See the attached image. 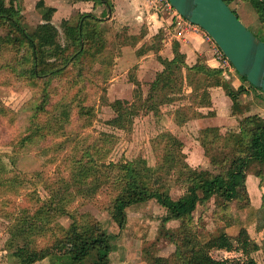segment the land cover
<instances>
[{
	"label": "rangeland",
	"instance_id": "rangeland-1",
	"mask_svg": "<svg viewBox=\"0 0 264 264\" xmlns=\"http://www.w3.org/2000/svg\"><path fill=\"white\" fill-rule=\"evenodd\" d=\"M9 1L0 0V7L8 6ZM39 1L16 0L22 14V25L30 34H33L43 21L42 9L37 8ZM228 1L230 8L237 13L242 23L257 37L262 38L264 25L259 22L252 5L245 0ZM44 3L47 7L57 9L52 22L59 28V41L64 46L66 39L61 29L62 22L68 19L75 24L83 14L89 12H86L85 8L79 11L67 10L69 7L66 0H44ZM95 15L102 19L100 31L104 48L98 54L84 57L85 84H77L74 73H70L59 78L58 82L51 86V103L57 105L51 116L39 114L36 117L35 108L41 102L42 86L17 76L13 71L17 62L16 53L13 46L7 44V27H0V181H3V178L17 180L11 184L12 191L6 188L0 190V264H17V260L11 257L15 248L23 245L34 248L46 246L53 235L59 236V225L69 228L72 219L68 215L56 218L54 213L50 222L42 221L43 232L30 236L19 235L12 243L14 246L10 247L11 231L16 225L17 217L22 216L23 209L29 207L30 211L27 213L33 215L42 204L35 200L37 196L48 201L55 195L67 200L72 199L66 205L70 214L93 217L114 235V250L110 257L112 264H153V259L157 257L156 264H165L166 258L174 248L161 234L164 209L155 201L132 206L128 210L127 228L122 232L118 231L107 213L100 208L111 196L109 186H102L92 195L90 191H84L90 186L89 182L93 181V178H88V184L83 186H67L72 177L78 175L75 171V161L81 160L85 164L88 163V157H91L99 165H108L113 162L144 160L151 168L158 169L156 176L151 177L152 184L158 179L159 184L165 183L175 175V170L168 173L170 163L165 162L163 158L166 136L172 135L186 142L183 151L188 153L186 156L187 160L190 159L189 165L212 170L209 160L213 153L207 150L212 146L204 149L200 144L201 131L205 129L206 123L201 119L204 118L190 120L183 129L185 134L177 133L180 126L176 123L177 115L182 110L193 116L200 110L205 111L192 104V97L206 89V80L200 77L193 84L184 81L182 92L177 95H167L164 90L151 91L152 83L164 66L158 58L159 53L148 51L150 48H157L148 26L138 24L135 16H131L130 9L119 13L113 9L109 13L107 8L102 6ZM43 49L47 61H53L51 47L45 45ZM141 52L144 54L139 55ZM166 56L167 53L164 52L161 57L164 59ZM205 59L207 61V57ZM225 80L231 82L232 79ZM82 87H85V94L79 96L78 91ZM208 92L210 93L209 88ZM255 96L251 90L249 98L242 96L241 100L245 103L249 100L253 108L260 109L258 111L264 115V99L256 100ZM79 97L82 99L80 104L84 105L88 114H82L79 107L76 108ZM151 97L156 109L132 108L131 105L138 104L140 99L145 103ZM118 100L133 114L132 119L123 122L124 128L112 124L117 114L111 105ZM218 105L221 112H226V106L222 102L218 101ZM208 114L211 118L216 112ZM222 117L227 119L225 115L220 116ZM233 118L236 123L229 127L224 120H220L223 126L221 130L239 126V118ZM44 123L48 124L46 137L36 136L34 142L25 147L19 146L22 137L36 133V129L40 126L42 128ZM224 132L222 130L223 134ZM159 138H163L162 146L155 152L154 147L158 145ZM213 152L216 154L215 150ZM86 153H90V156L85 157ZM260 182L264 188V183L261 180ZM76 189L82 190L85 195H76ZM253 190L257 195L258 191ZM31 193L37 194L35 199L30 196ZM68 194H72L71 198ZM171 194L174 199H178L183 192L176 188ZM262 204L260 210L264 209V199ZM213 208V203L207 207L200 206L195 213L201 237L206 239L211 235L217 236L222 229L238 237L242 235L244 227L247 233L250 230L258 235L257 211H252L256 217L250 216L249 211L246 220L234 224L230 219H213ZM237 208V204L233 203L232 212ZM177 226L178 223L167 224V228L171 230H175ZM260 235V239L264 238L263 233ZM202 255L204 264H221L226 258H231L234 264H251L248 259L236 253L213 250L204 251ZM57 256L61 254L51 251L36 264H52L53 261L58 263ZM263 259L261 253L252 255V260L257 264H264Z\"/></svg>",
	"mask_w": 264,
	"mask_h": 264
},
{
	"label": "trees",
	"instance_id": "trees-1",
	"mask_svg": "<svg viewBox=\"0 0 264 264\" xmlns=\"http://www.w3.org/2000/svg\"><path fill=\"white\" fill-rule=\"evenodd\" d=\"M82 1L93 2L96 8L105 6L109 13L114 9L112 0ZM224 1L229 5L228 0ZM245 2L252 5L259 22L264 25V1L245 0ZM37 8L42 9L43 21L36 31L30 34L22 25V14L16 5V0H10L8 6L0 7V27H7L9 31L7 44H11L16 53L17 62L13 71L17 76L40 83L42 86L41 102L35 108L36 117L39 114L51 116L57 109V105L51 103V86L57 83L59 78L74 73L77 84H85L84 57L98 54L105 45L100 31L102 19L95 14H83L75 24L69 20L63 21L61 29L66 39L63 46L59 41V28L52 22L56 9L45 6L44 0L39 1ZM260 39L264 41V35ZM154 41L157 48H150L148 51L156 54L161 49L160 37L155 36ZM45 45L51 47L53 61H47L43 49ZM173 53L174 58L171 61L158 56L164 69L157 74L156 80L151 85V91L164 90L167 95H177L182 92L184 81L193 84L203 77L206 80V89L192 97V104L199 109L212 108V97L208 88L222 87L232 102L231 115L239 118V126L226 129L224 134L218 127H208L201 131L202 147L207 149L211 145L216 151L211 161L212 170L207 177L204 180L194 177L193 169L184 160L183 142L172 135H167L163 158L165 162L170 163L171 168L168 173L175 170V175L168 182L159 184L158 179L152 184L151 177L156 176L158 169L151 168L144 160L99 165L88 157V163L85 164L81 160L75 161V171L78 175L73 176L67 186H83L88 184V178H93V181L89 182L90 186L84 191V193L90 191L91 195L102 186H109L111 196L100 208L107 213L112 224L120 232L127 228L128 210L132 206L147 204L150 201L158 203L164 209L162 237L174 248L166 258L165 264H204L202 253L213 250L236 253L248 259L249 263L257 264L252 260V255L260 252L264 255V240L261 242L250 239L233 240L224 229L219 235H211L205 239L198 231L199 223L196 221L195 213L200 206L207 207L213 203L211 214L213 219L234 221L232 204L236 203L240 210L250 211V216L256 215L252 212L248 178L254 176L264 183V115L258 111L260 109L253 108L249 100L242 103V96L246 95L249 98V90L243 86L235 89L232 83L222 76L221 70L208 66L205 57H199L197 63L190 67L186 63V55L181 53L179 43H174ZM142 54L144 53H139ZM236 74L238 75L237 72ZM240 79L248 83L245 78L240 77ZM248 85L256 94V100L264 99L261 91L249 83ZM78 93L79 96H84L85 87H82ZM152 100L151 97L144 103L140 99L138 104L134 103L131 106L135 109L141 107L156 109ZM81 101L79 97L76 108L79 107L82 114H88L84 105L80 104ZM111 106L117 114L112 124L124 128L123 122L132 119L133 114L128 112L129 109L124 107L122 101L118 100ZM202 117L200 111L193 116L182 110L177 115L176 123L184 127L190 120ZM42 126L36 129V133L32 132L30 136L22 137L19 146L25 147L28 143L34 142L36 136L46 137L48 124L44 123ZM159 139L161 141L159 140L158 145L154 147L155 152H158L162 146L163 138ZM84 156H90V153ZM13 182L17 180L3 178V181H0V190L6 188L12 191ZM176 188L183 192L178 199H174L171 194ZM81 191L76 189V195L84 194ZM30 196L35 199L37 194L31 193ZM68 196L71 198L72 194ZM36 198L35 200L42 204L35 214L28 215L30 208L25 207L22 216L15 220L16 225L11 231V248L17 236H30L43 232L42 221L50 222L54 213L56 218L68 215L72 219V224L67 229L59 225V236L53 235L46 246L34 248L23 245L15 248L11 257L17 260V264H36L51 251L61 254L57 256L58 259L56 257L58 263L53 261L52 264H112L110 257L114 250L112 243L114 235H111L100 221L93 217L70 214L66 205L72 199L67 200L57 195L48 201L38 196ZM29 216L31 217L28 218ZM257 222V230L264 231V209L257 211ZM169 223H178V226L175 230H171L167 228ZM157 259L158 257L153 259V264H156ZM221 264L234 263L231 258H226Z\"/></svg>",
	"mask_w": 264,
	"mask_h": 264
},
{
	"label": "crops",
	"instance_id": "crops-1",
	"mask_svg": "<svg viewBox=\"0 0 264 264\" xmlns=\"http://www.w3.org/2000/svg\"><path fill=\"white\" fill-rule=\"evenodd\" d=\"M112 3L114 5V10L117 11L118 13L121 11H124L125 9H128V10L130 9L131 16L132 17L135 16L134 18L136 19L138 24H143V25L146 24L148 26L150 33L152 32L151 37H155V36L160 37L161 49L159 52V56H162L164 52L167 53V56L166 58H164V60L171 61L174 58L173 45L176 42V43H179L180 45L181 53L186 55V63L188 66L192 67L193 65H195L199 57H207L208 66L213 69L216 67V64L214 61V54H213L211 46L207 42H205L203 38L199 35H190V36H187L183 40L178 39V37L176 36V29L174 26L171 25L172 19L169 15H167L165 11L163 10L156 11L147 0H112ZM66 4L69 7V9L67 10L79 11L80 9L85 8L86 12L93 13V14H96L102 7V6H99L96 8L93 2H85L82 0H66ZM145 58L147 57L145 56ZM228 80H231V83L235 89H238L241 86H243L251 92L248 83H244L240 79V77L236 75L235 73L230 74V79ZM209 91L212 97V108H203L205 111L200 110V113L203 114V118H204V119H201V121L203 123L206 122L204 124L205 128H208V127L222 128L223 126L222 124H220L221 122L220 120H224L227 127L236 123V119L233 118L234 116L233 117L231 116L232 102L230 98L226 95L225 90L222 87H214V88H210ZM243 97L247 98L246 95H244ZM218 101L222 102L224 106H226V109L224 108V111L226 110V112L220 111ZM242 103L244 104L245 101H243ZM209 112H216V115L211 116V118H209V114H208ZM224 115L225 117H227V119H224V117L220 118V116H224ZM205 117H208V118H205ZM184 127H179V131L177 133L185 134L183 132ZM226 129L227 128H223L222 130L225 131ZM183 144L185 146L186 142H183ZM207 150L212 151L213 153L209 160V163L211 165V161L213 157L215 156V153L213 152L214 151L213 147ZM183 153L185 155V160L188 163L190 161V159L187 160L186 155L188 153L186 151H183ZM209 163L207 167H209ZM189 166L193 169L194 177L198 178L199 180H204L207 177L208 173L210 172V170H205L204 168L192 167L191 164ZM262 185H261L260 179L254 176H249L248 186H249V191H250L251 198H252V207L254 211L260 210V208L263 206L262 201L264 199V188ZM253 189H256L258 191V193L255 192L257 193V195L254 194ZM247 213L248 211L246 210H240L239 208L235 209L233 211L234 224L236 222L237 224L239 222L242 223L244 220H246V218H248ZM242 229H243L242 231L243 236L240 235L237 237V236L231 235L233 240L239 241V240L250 239V240L257 241V242H259L260 240H264V238L260 239L261 238L260 234L263 233V236H264V231L258 232V235H259L258 236L252 233L250 230L247 233V229L245 227ZM257 239H260V240H257ZM260 253L262 254V252Z\"/></svg>",
	"mask_w": 264,
	"mask_h": 264
},
{
	"label": "water",
	"instance_id": "water-1",
	"mask_svg": "<svg viewBox=\"0 0 264 264\" xmlns=\"http://www.w3.org/2000/svg\"><path fill=\"white\" fill-rule=\"evenodd\" d=\"M169 1L184 19L211 36L240 77L264 94V41L224 0Z\"/></svg>",
	"mask_w": 264,
	"mask_h": 264
},
{
	"label": "built area",
	"instance_id": "built-area-1",
	"mask_svg": "<svg viewBox=\"0 0 264 264\" xmlns=\"http://www.w3.org/2000/svg\"><path fill=\"white\" fill-rule=\"evenodd\" d=\"M150 5L156 10H163L172 19V26L176 29V36L178 39H185L190 35H199L207 42L213 51L214 61L216 67L222 71V76L226 79H230V74L236 73L233 65L219 49L216 43L213 41L210 35H208L201 27L195 25L186 19H184L172 6L169 0H147Z\"/></svg>",
	"mask_w": 264,
	"mask_h": 264
}]
</instances>
